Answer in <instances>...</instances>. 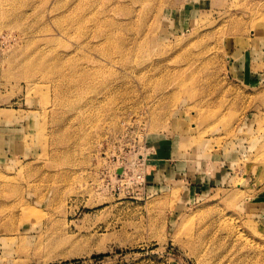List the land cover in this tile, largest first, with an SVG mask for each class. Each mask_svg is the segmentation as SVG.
Listing matches in <instances>:
<instances>
[{
    "label": "rangeland",
    "instance_id": "374dc122",
    "mask_svg": "<svg viewBox=\"0 0 264 264\" xmlns=\"http://www.w3.org/2000/svg\"><path fill=\"white\" fill-rule=\"evenodd\" d=\"M0 264H264V0H0Z\"/></svg>",
    "mask_w": 264,
    "mask_h": 264
},
{
    "label": "bare ground",
    "instance_id": "6f19581e",
    "mask_svg": "<svg viewBox=\"0 0 264 264\" xmlns=\"http://www.w3.org/2000/svg\"><path fill=\"white\" fill-rule=\"evenodd\" d=\"M125 171V170H124ZM123 171L122 175L121 176H124L125 172Z\"/></svg>",
    "mask_w": 264,
    "mask_h": 264
}]
</instances>
